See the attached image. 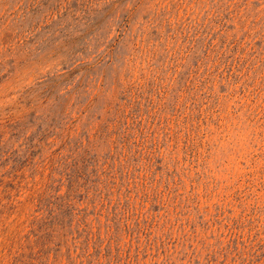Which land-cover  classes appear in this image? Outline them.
<instances>
[{"label":"rangeland","instance_id":"374dc122","mask_svg":"<svg viewBox=\"0 0 264 264\" xmlns=\"http://www.w3.org/2000/svg\"><path fill=\"white\" fill-rule=\"evenodd\" d=\"M0 264H264V0H0Z\"/></svg>","mask_w":264,"mask_h":264}]
</instances>
